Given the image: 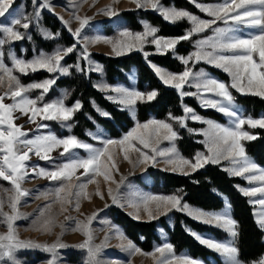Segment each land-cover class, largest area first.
Listing matches in <instances>:
<instances>
[{
    "label": "snow or ice",
    "instance_id": "6c2138e0",
    "mask_svg": "<svg viewBox=\"0 0 264 264\" xmlns=\"http://www.w3.org/2000/svg\"><path fill=\"white\" fill-rule=\"evenodd\" d=\"M118 2L119 0H114V3ZM132 2L138 9L155 11L166 22L176 24L186 21L190 27L183 35L165 37L158 35L161 31L158 26L142 21L143 31L140 32H132L124 28L118 32L117 38L100 35L82 38L81 33L89 24L91 17L74 15V19L80 24V27L75 31H72L69 21L64 20L62 16L58 18L68 26V30L82 46L80 55L83 60L88 62V72H103L102 66L93 65V61L90 59L92 54L88 49L91 44L99 42L110 44L116 56L134 50L140 51L146 60L150 55L144 51L146 45H153L157 54H167L171 51L175 58L185 66L182 72L175 73L150 60L147 62L162 84L176 89L181 98L184 115L172 116L169 113V119L183 128H187L189 120L208 126L197 133L206 138L201 141L206 146V152H197L192 159L185 158L175 146L174 141L180 137L172 123L156 119H149L144 123L136 120L138 103L156 100L159 95L157 90L143 92L136 88L113 86L105 82L95 84L94 87L106 93L107 100L116 104L119 110L128 111L136 120L135 127L122 139L102 140L104 146L96 148L79 140L75 135L61 138L53 133H48L28 138L29 134L24 130V125L16 124L17 119L28 116V122L36 124L37 116H39L42 120L57 121L71 130L72 125L68 122L73 120L74 114L83 108V104L77 100L71 106L66 105L65 100L70 95L68 90H64L60 98L44 102V96L56 83V78L24 85L16 73L28 75L44 70L48 73H58L60 76H70L73 66H66L61 61L69 54L74 53L77 48L76 44H73L67 48L58 47L51 54L41 51L30 60L19 58L10 51L11 67L8 66L4 63V46L24 39L32 40V36L27 33V30L34 23L44 39H55L59 33L53 34L49 30L39 27L40 11L48 9L54 12L51 0H40L39 4H37V0H33L36 11L32 15H28L22 10L9 12L13 0H0V18H5L7 21V23L0 21V86L6 85L7 88L3 94H0V179L8 182L11 186L10 188H0V224L7 229L6 232H0V264H26L18 257L19 253L26 250H39L49 254L47 264H62L63 257L60 255V250L69 248H78L86 252L84 264H103L101 252L104 245L93 243L94 235L91 228L92 221L98 213H93L85 220L67 217L74 221L70 230L80 232L85 237L82 243L75 246H70L62 241V237L69 229L64 224L58 223L57 215L66 212L67 207L65 206L72 205L73 201H75L74 209L79 211L82 199L91 200L87 187L91 183H97L98 176L102 175L106 181L113 179L108 161L112 162V168L117 166L113 156L109 153V145H121L124 159L129 162H131L130 149L139 154L138 163L141 164L151 161L155 165L158 163L156 157H162L164 162L170 166V168L164 169L165 171H179L184 175H190L191 172H196L209 164L221 165L222 162L227 161L228 166L223 167V171L232 177L243 178L249 185H252L249 187L236 185L235 187L243 196L250 198V204L259 206L258 211L254 210L253 216L258 228L264 231V167L258 165L247 155L243 143L257 139L250 131L245 130V125L251 129H264V116L253 118L243 115L232 91H230L232 89L240 95H251L264 99V0H223L222 3L210 5L190 0L196 8L206 13L211 19H202L188 10L178 9L174 5L165 6L162 0H132ZM99 14L114 17L118 16L119 12L109 5L101 9ZM221 22L225 25L224 27L217 26ZM241 27L254 28L259 31L247 36L237 35L236 33L241 30ZM208 30L212 31V35L195 40L194 51L187 55L178 54V44L191 41L194 36ZM201 62L227 73L231 82L225 83L218 80L203 69L193 71L194 66ZM74 67L77 72L86 71L79 63ZM186 86L195 89V91L185 90ZM37 89L42 90L40 95L32 98L29 93ZM185 97H196L202 107L215 109L229 117L230 125H223L201 117L195 109L183 104ZM5 99H10L12 103H5ZM91 103L102 116L111 118L110 113L100 109L94 101ZM17 112L20 113L19 116L14 115ZM47 127V124H37V131ZM188 131L190 133L197 132L191 128H188ZM93 138L100 139L96 136ZM161 140L172 142L171 147L159 149L152 146L153 142L158 144ZM58 148H62L59 155L66 157V160L55 165L54 168L46 169L39 165H29L28 162L33 155L41 160L52 161L53 157L50 154ZM76 149H85L88 155L80 157L76 153ZM144 149L149 151H144ZM80 169H83V173L76 175ZM186 169L191 171H186ZM30 176L59 182V187L51 190V194L55 197L54 200L39 209L29 225L30 230L45 234H53L54 229L60 227V234L51 244L20 238L17 222L28 217V214L20 211L21 201L31 195L30 191L23 188L22 185ZM73 180L78 183H73ZM213 191L216 190L213 189ZM96 194L103 199V193L99 191V187H97ZM108 194L112 197L113 204L124 207L118 197L113 194L111 187L108 188ZM41 195L47 198L49 192H44ZM39 198L40 196L36 197V199ZM55 203L61 205L60 213L52 215L50 210ZM152 205H155L157 212L162 209L161 214L163 215H168L173 210L179 211L205 225L226 231L230 239L217 241L211 237H204L191 229H186L201 245L217 253L221 257V264H264V255L258 260L250 262L240 258V249L237 246L240 225L231 215L232 205L227 199H225L224 209L219 212L194 208L184 202L182 195H140L130 200L128 204L129 207L135 209V219H140V211L143 208L148 218L154 220L158 217L154 214ZM5 206L10 211H4ZM105 223L110 222L105 221ZM116 231L121 240L126 239L119 229ZM107 239L108 237H105V240ZM121 247L131 256L151 257L155 264H205L203 260L193 258L188 254L177 255L174 245L168 242L156 246L151 252H143L131 241H128L126 245L121 244ZM129 264H131L130 261Z\"/></svg>",
    "mask_w": 264,
    "mask_h": 264
},
{
    "label": "trees",
    "instance_id": "16d2710c",
    "mask_svg": "<svg viewBox=\"0 0 264 264\" xmlns=\"http://www.w3.org/2000/svg\"><path fill=\"white\" fill-rule=\"evenodd\" d=\"M207 1V0H206ZM166 5H174L183 7L191 12L203 15L198 8L190 2V0H162ZM27 9L31 8V1L25 0ZM123 18L127 26L133 30L142 29V20H147L150 24L158 26L161 31L158 34L168 36H180L190 27L186 21L171 24L162 19V17L153 10L143 9H126L121 10L119 15ZM41 22L47 26L54 34L59 33L55 39H44L36 31H32V40H21L15 42L14 46L18 54L21 53V46H26V55L32 54V46L45 50H52L58 43L66 46H72L76 43L75 38L68 32L62 22L51 12L44 11L41 14ZM106 33L114 30L111 27L104 26ZM209 31V30H208ZM207 31V32H208ZM203 34V33H202ZM198 34L191 41L181 42L177 45L178 54H188L194 48V41L199 37ZM79 49V45H76ZM7 49V48H6ZM95 58L101 62L105 74V78L109 83L129 82L128 73L132 68L136 70V86L143 92L157 90L159 95L156 100L148 103H138L136 120L144 122L150 117L158 119H169V113L172 116L183 115L181 98L176 89L170 88L162 84L154 71L149 66L144 55L140 51H131L121 56H112L102 53H93ZM5 58L8 60L7 52ZM149 59L167 67L172 71H179L185 66L175 58L173 53L169 51L167 54H151ZM80 60L78 51L65 57L64 62L71 64L72 74L70 76H60L58 73H48L40 70L36 73L28 75L19 74L22 83L42 80L45 78H56V83L52 85L49 92L44 96V100L54 98L59 89L64 87L70 95L66 99L67 104L79 100L83 104V108L74 114L71 121L70 132L79 138L89 140L90 137L87 130L95 129L99 124L104 127L110 137L118 138L127 132L136 122L128 111H121L118 106L106 99L103 92L94 87L92 79L97 76L94 71L86 74L85 72H77L74 65ZM82 60V59H81ZM84 67V63H82ZM195 68L203 67L212 72L216 77L225 83H230V77L227 73L217 69L204 62L196 64ZM58 77V78H57ZM235 97L236 103L241 107V112L245 116L259 118L264 116V99L251 95H240L235 90L230 89ZM92 101L100 109L111 114V118H106L96 111ZM183 104L195 109V111L204 116L217 120L221 123L228 121L227 116L215 109L204 108L198 102L196 97L183 98ZM174 130L179 134L176 144L183 156L192 159L198 151L204 150L205 146L202 141V135L190 133L188 128L196 129L203 123L189 120L187 128L180 127L175 121L170 120ZM51 128L58 134L65 135L69 133L68 129L63 128L54 121H49ZM245 130L250 131L257 139L252 141H244L246 152L253 160L264 165V129H251L245 125ZM224 164L206 165L204 168L191 172L190 175H184L180 172L165 171L163 168L148 166L144 173L149 175L151 183L146 184L141 174L134 175L133 178L137 182H141L144 186L151 188L154 192L169 195H182L184 202L197 206L205 210H218L225 206V199L232 205L231 215L239 222L240 236L237 246L240 249V258L245 261L258 260L264 255V231H261L255 223L253 216L254 205L249 203V197L243 196L235 187L244 182L240 177H232L223 171ZM215 189L216 191H213ZM113 221L121 226L124 233L136 243V245L145 251L152 250L157 244L161 243V230L167 234L168 241L174 245L175 252H187L194 258H199L206 263L215 261L221 264V257L214 251L201 245L186 229L201 233H209L223 239L228 233L220 228L205 225L198 222L186 214L179 211H171L168 215H160L154 220L135 219L119 206L110 205L107 209ZM24 257L33 258L38 254L36 251H24ZM43 255H41L42 258Z\"/></svg>",
    "mask_w": 264,
    "mask_h": 264
},
{
    "label": "rangeland",
    "instance_id": "374dc122",
    "mask_svg": "<svg viewBox=\"0 0 264 264\" xmlns=\"http://www.w3.org/2000/svg\"><path fill=\"white\" fill-rule=\"evenodd\" d=\"M30 1H31V8L27 9V7L25 5V0H13L12 7L9 9V12H13V10H22L28 15L34 14L36 11V6L33 4V0H30ZM197 2L205 4V5H210V4L222 3L223 0H207V1L206 0H197ZM39 3H40V0H37V4H39ZM51 4L54 7V12L49 11L48 9H42L40 11V19H39V27L45 28V29L49 30L50 32H52V31L41 22V14L44 11L51 12L57 18L59 16H62L64 18V20L69 21L72 31H75L77 28L80 27L79 21L74 19V15L78 14L81 17H85V16L91 17L92 19L89 21V24L84 28V30L81 33L82 38L85 36L95 37L97 35L109 37V38H117L118 32L124 28H127L128 30H130L132 32L143 31V28L140 30H133V29L129 28L127 26L125 20L123 18H121L120 16L108 17V16H105L103 14H99L101 9H104L105 7H107L109 5L113 6L114 9L118 12H120L121 10H126V9H138L136 4L134 2H132V0H119L118 3H114V0H87V2H84V0H51ZM163 4L165 6H171V5H166L165 3H163ZM176 8L185 9L183 7H176ZM185 10H187V9H185ZM189 12H191V11H189ZM191 13L201 17L202 19H211L210 17L207 16L206 13H204L203 15H200V14L194 13V12H191ZM6 16H7V14H6ZM0 21L7 23L5 18H0ZM142 21L148 22L147 20H142ZM148 23H150V22H148ZM62 24L68 30V26L65 25L63 22H62ZM105 24H106V26L111 27L114 31L111 33H106L105 29H104ZM217 26L224 27L225 25L221 22V23H218ZM21 31H24V30L21 29ZM32 31H36L37 33H39L41 35V33L39 32L38 27L36 26L35 23L27 30V33L32 36ZM257 31H259V30L254 29V28L241 27V30L239 32H237L236 34L247 36V35L254 33V32H257ZM68 32L70 34H72L69 30H68ZM158 35H161V34H158ZM210 35H212L211 30L199 35V37L197 39H203V38L210 36ZM163 36H165V37H178V35L177 36H175V35L174 36L163 35ZM27 40L28 39H24V41H27ZM75 41H76L75 44L79 45V49H77V51H78V54L80 56V60L77 63H79L81 65V67H82V63H84L86 74H88L89 73L87 71L88 62L83 60L81 58V55H80V53L82 51V46L77 42L76 38H75ZM14 44H15V42L12 44H6L4 46V49H3L5 53L7 52V57H8V60H6V58L4 57V63L10 67H11V60L9 57L10 51L14 52L17 55V57H19V58H23L25 60H30L33 58V56L39 54L41 51H43L44 53L51 54L58 47H61V48L70 47V46H66L62 43H58L52 50L48 51V50H45L42 48H37L36 46H32L31 47L32 48V50H31L32 54L30 56H28V55H26L27 50H26V46L24 44L21 46V53L20 54L17 53ZM76 47H78V46H76ZM194 50H195V48H193L191 50V52ZM88 51L92 54L90 59L93 61V65L99 64L102 66L101 62H99V60L97 58H95V56L93 55V53H95V52L106 54V55L116 56L112 51V46L110 44H106L103 42H99L96 44L89 45ZM144 51L150 53V55L156 53L155 47L153 45H146L144 48ZM127 53H129V52H127ZM180 55H182V54H180ZM185 55H187V54H185ZM147 60L152 61L153 63L157 64L158 66H160L164 69L172 71V70L168 69L167 67L154 62L153 60H151L149 58H147ZM61 63L66 65V66H72L71 64L65 63L64 60L61 61ZM102 68H103V66H102ZM184 68L179 70V71H172V72L179 73V72H182L184 70ZM201 69L206 71L210 76H212L218 80H221L218 77H216L212 72L206 70L203 67H198V68L194 67L193 71H199ZM94 72L97 73V76L92 79L93 85L98 84L100 82H105V83H107L109 85H113V86H124V87H128V88L138 89L136 86V70H135V68H132V70H130L128 73V76H129V82L128 83H123V82L109 83L105 78L104 70H103V72H97V71H94ZM16 74L19 76V73H16ZM45 79H52V78L48 77ZM45 79L32 81L29 83H22V82L21 83L24 85H28V84H31L33 82H41ZM6 90H7L6 85L0 86V94H3V92H5ZM64 90H67V89L64 87L60 88L59 93L54 98L49 99V100H44V102H50V101H54V100L60 98L62 93L64 92ZM185 90L195 91V89L188 88L187 86L185 87ZM41 91L42 90H39V89L33 90L31 93H29V95L32 98H36L37 96L40 95ZM104 94H105V96L107 95L106 93H104ZM4 102L5 103H12V101L10 99H5ZM198 102L201 104V102L199 100H198ZM65 103H66V100H65ZM72 104L66 103V105H69V106H71ZM184 105H186V104H184ZM240 110H242L241 107H240ZM14 115L19 116L20 113L17 112V113H14ZM198 115H200V114H198ZM200 116L205 118V119H211V120L216 121L217 123H220L223 125H230V118L229 117H227L228 121L226 123H221V122L214 120L212 118L204 117L202 115H200ZM149 119L164 120L166 122L171 123L170 119H158V118H154V117H150ZM149 119H147L146 121H148ZM28 120H29L28 116H23L22 118L17 119L15 121L16 124H18V125H24V130L27 131L29 134L28 138H34L36 135H39V134L46 135L48 133H53L56 136L61 137V138L67 137L69 135H74L73 133L70 132L68 127L63 126L61 123H59L57 121H54V122L58 123L63 128L68 129L69 133H67L65 135L58 134L57 132H55L51 128V124L49 123V121L42 120L39 116H37L36 124L29 123ZM146 121H144V122H146ZM144 122H140V123H144ZM41 123L47 124L48 127L44 128V129H40L39 131H37V124H41ZM68 123L71 124V121H69ZM133 127H135V124L127 132H125L121 137L114 138V137H110L108 135L107 131L104 129V127L98 124L95 129L87 130V133L92 134V135L88 134L90 137L89 140L79 138V137H78V139L85 142V143L91 144L93 147L101 148L104 146L101 142L102 140H106V139L120 140ZM207 127L208 126L206 124H203L199 128H196L195 130H197V132L199 133L201 130L206 129ZM94 136L100 137V139H94L93 138ZM205 139L206 138L202 135V141H204ZM174 143H175L176 148L178 149L176 141H174ZM171 144H172V142H169L167 140H161L158 144L153 142L152 146L157 147L159 149H165V148L171 147ZM108 150H109V153L113 156V159H114L115 164L117 166L116 168H112L111 167L112 162L108 161V166L111 169V175H112L113 179L111 181H106L104 179V177L101 175V176H98L96 178L97 183L89 184L87 187V192L90 194L91 200L82 199L80 201L81 207H80L79 211H76L74 209L73 205H74L75 201H73L72 205H66L65 206V207H67V211L64 212L63 214L57 215L58 213H60V208H61V205L59 203H55L52 205L50 213L52 215H57L58 223L64 224L65 227L67 229H69L68 231L65 232L64 236L62 237V241L65 244H68L70 246H75V245L82 243L84 241L85 237L80 232H73L70 230L74 224V221L67 219V217L70 216V217H73V218L78 219V220H85L86 217L92 216L93 213H98V215L92 221L91 228L93 230V235H94L93 243L96 245H101V244L104 245L102 252H101V260H102L103 264H129V261L131 262V264H155L154 260L151 257H147L144 255L131 256L128 251L124 250L121 247V244L126 245L128 243V241H131L135 245H136V243L133 242L124 233L121 226L119 224H117L115 221H113L110 214L107 212L108 207L113 204L112 197L108 194V188L111 187L113 189V194L116 195L118 197L120 203L124 205V207H120V206L119 207L122 208L124 211H126L128 214H130L132 217H135V214H136L135 209L128 206L130 200H133L134 198H136L137 196H140V195L169 196V194H164V193L162 194V193L154 192L153 190H151V188L141 184V182L140 183L137 182L136 179L133 178L134 175L141 174L142 180L146 184H150L151 178L149 177V175L144 173V171L146 170V168L148 166L152 165V166L160 167L163 169L170 168V166H168L164 162V158L159 157V156L156 157V160L158 161V163H156L155 165H153L151 161H149L147 163H143V164L138 163V160L140 159L139 154L137 152L131 150V149L129 150L131 162H129V160L124 159V152H123L121 145H109ZM61 151H62V148H58V149L54 150L53 152H51L50 155L53 157L52 161L41 160L38 157L33 155L31 160L28 163H29V165H39V167H43L46 169H52L55 167V165L60 164L66 160V157H60L59 153ZM75 151L80 157H86L88 155V153L85 149H76ZM144 151H149V150L144 149ZM179 152H180V150H179ZM198 152H206V146H205L204 150H201ZM249 157H251V156H249ZM185 158H187V157H185ZM105 159H107V158L105 157ZM222 163L224 164L225 167L228 166L227 161H224ZM260 166L264 167V165H260ZM117 168H118V170H117ZM186 171L190 172L191 170L186 169ZM176 172H179V171H176ZM81 173H83V169H80L76 173V175H81ZM73 183H78V182L73 180ZM22 186H23V188L28 189L30 191L31 195L29 197L24 198L21 201L20 211L22 213L28 214V217L25 220H20L17 222V224L19 226L20 238L24 239V240L30 239L33 241H38L40 243H48V244L55 242L57 239V236L61 232L60 227H56L54 229L53 234H45V233H42L39 231L30 230L29 225L31 224L32 220L36 217L38 210L41 209L44 205L51 203L54 200L55 197H54V195L51 194V190L55 189L56 187H59V182L50 181V180L45 179V178H32L30 176L24 182V184ZM240 186L241 187H249L252 185H249L248 182L244 179V182L242 184H240ZM10 187L11 186L8 182L0 179V188H10ZM97 187H99V191L101 193H103V199H101L100 195L96 194L97 193ZM73 191H75V189H73ZM44 192H49V195L47 196V198H45L43 195H41ZM37 196H40V198L36 199ZM253 199H255V198H253ZM114 205L118 206L117 204H114ZM189 205L194 207V208H199V207L191 205V204H189ZM152 207H153L154 214H156L157 217L162 215L161 214L163 211L162 209L160 210V212H157L155 209V205H152ZM224 207L221 209H218V210H205L202 208H199V209H202L205 211H217V212H219V211H222L224 209ZM254 210L258 211L259 206L254 205ZM4 211H10V209L7 206H5ZM148 219L149 218H148L147 214L144 212L143 208H141L140 220H148ZM105 221H108L110 223H105ZM116 229H119L123 233V235L126 239L121 240L117 234ZM6 231H7L6 227L4 225L0 224V232H6ZM195 232H197V231H195ZM160 233H161L162 240H161V243L157 244L156 246L162 245L165 242L170 243L167 239L166 232L164 230H161ZM197 233L201 234L204 237H211L217 241H227L230 239L229 235L226 238L218 239L217 237H215L214 235L209 234V233H201V232H197ZM105 237H108V239L105 240ZM154 248L150 251H145V250H142L141 248L140 249L143 252H151L154 250ZM26 251H36V253L38 254L36 257H33L31 259V258L24 257V255H23L24 251L19 253L18 257L20 259H22L23 261H25L26 264H47V260L49 259V254L44 253V252L39 251V250H26ZM176 254L181 255V254H188V253L183 251V252L176 253ZM41 255H43L42 258H39V257H41ZM60 255L63 257L62 264H84V261L86 259V252L84 250H80L78 248L61 249ZM196 259H199V258H196ZM199 260H201V259H199ZM205 264H217V263L215 261H212L211 263L205 262Z\"/></svg>",
    "mask_w": 264,
    "mask_h": 264
},
{
    "label": "crops",
    "instance_id": "0c3cea01",
    "mask_svg": "<svg viewBox=\"0 0 264 264\" xmlns=\"http://www.w3.org/2000/svg\"><path fill=\"white\" fill-rule=\"evenodd\" d=\"M222 81V80H221Z\"/></svg>",
    "mask_w": 264,
    "mask_h": 264
}]
</instances>
